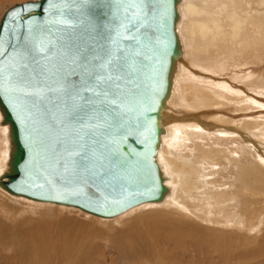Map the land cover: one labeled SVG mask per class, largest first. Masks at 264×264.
<instances>
[{"label":"bare ground","instance_id":"6f19581e","mask_svg":"<svg viewBox=\"0 0 264 264\" xmlns=\"http://www.w3.org/2000/svg\"><path fill=\"white\" fill-rule=\"evenodd\" d=\"M178 10L181 55L160 111L164 130L156 156L168 187L164 198L103 217L72 205L15 195L1 183L0 194L5 190L34 206L47 205L48 210L55 205L76 208L111 227L150 209L178 217L175 225L234 234L242 238V246L264 241V0H179ZM11 149L10 126L0 119V180L9 169ZM200 216L209 226L194 219ZM178 228L160 229L158 234L165 241L175 239L186 231ZM259 234L263 239L257 242ZM150 235L127 242L145 264L159 253L176 259L170 244L164 248L161 238ZM152 239L157 242L152 244ZM181 244L186 246L185 241ZM256 252L264 256V247Z\"/></svg>","mask_w":264,"mask_h":264},{"label":"snow or ice","instance_id":"6c2138e0","mask_svg":"<svg viewBox=\"0 0 264 264\" xmlns=\"http://www.w3.org/2000/svg\"><path fill=\"white\" fill-rule=\"evenodd\" d=\"M160 18L161 0H40L13 9L0 24V119L14 115L35 133L56 170L107 182L125 166L118 145L137 127L129 114L157 71Z\"/></svg>","mask_w":264,"mask_h":264},{"label":"water","instance_id":"95a60500","mask_svg":"<svg viewBox=\"0 0 264 264\" xmlns=\"http://www.w3.org/2000/svg\"><path fill=\"white\" fill-rule=\"evenodd\" d=\"M178 1L161 0V18L159 24L153 26L160 41L153 61L157 71L151 78H145V102L129 114L137 127L118 145L125 166L116 175L108 176L105 183L92 178L84 182L71 171L56 170L51 167V153L39 146L36 134H29L26 125L12 115L6 117V121L3 119L10 126L12 143L9 169L0 180L5 189L15 195L72 205L103 217H113L135 205L164 198L168 187L156 156L164 130L160 111L170 93L173 65L181 55L177 32ZM32 2L39 3L40 0L10 7L0 24L7 23L6 16L13 9ZM23 16L30 18L29 13H23ZM58 27H53V32ZM0 107L4 112L3 106Z\"/></svg>","mask_w":264,"mask_h":264},{"label":"rangeland","instance_id":"374dc122","mask_svg":"<svg viewBox=\"0 0 264 264\" xmlns=\"http://www.w3.org/2000/svg\"><path fill=\"white\" fill-rule=\"evenodd\" d=\"M25 1L29 0H0V19L7 9ZM10 196L5 190L0 194V264H145L136 248L129 246L128 238L136 236L137 241H142L154 233L161 238L164 248L169 244L173 247L176 259L170 260L169 253V259L159 253L145 259L150 264H264V256L256 252L258 247H264L262 233L256 239L262 242L242 246L239 242L242 238L234 234L222 236L181 222L176 226L178 217L150 209L141 210L131 215L130 220L111 227L109 222L76 208L55 205L48 210L47 205L34 206L25 198ZM194 219L208 225L202 216ZM173 227L185 232L166 241L159 236L160 229L171 231ZM195 240L200 243L196 244ZM151 242L154 244L157 240Z\"/></svg>","mask_w":264,"mask_h":264}]
</instances>
